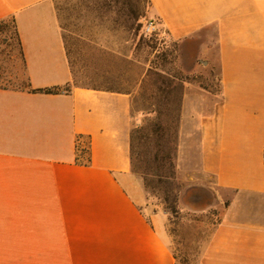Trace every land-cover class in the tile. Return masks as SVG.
<instances>
[{
	"label": "crops",
	"instance_id": "0c3cea01",
	"mask_svg": "<svg viewBox=\"0 0 264 264\" xmlns=\"http://www.w3.org/2000/svg\"><path fill=\"white\" fill-rule=\"evenodd\" d=\"M174 41L215 27L218 91L188 83L199 171L233 191L201 264H264V0H148ZM30 89L72 84L54 0H0ZM197 65L188 68L195 72ZM130 94L0 89V264H176L130 170ZM86 149L90 162L81 150Z\"/></svg>",
	"mask_w": 264,
	"mask_h": 264
},
{
	"label": "rangeland",
	"instance_id": "374dc122",
	"mask_svg": "<svg viewBox=\"0 0 264 264\" xmlns=\"http://www.w3.org/2000/svg\"><path fill=\"white\" fill-rule=\"evenodd\" d=\"M110 0H54V10L62 26L68 59L73 71L71 85L130 93L131 129L139 130L136 150L140 153L134 175L142 181L154 152V145L166 150L170 141L173 161L171 177L158 179L148 175L144 209L148 214L159 212L166 218V241L176 264H201V257L210 236L220 222L233 191L217 188L213 178L199 171L196 139L188 137V124L182 121L180 107L174 98L138 89V82L147 69L155 67L170 74L181 70L188 83L218 91V72L208 67L215 64L216 32L210 26L177 42L176 51L170 42L165 45L144 35L142 24L148 16V0H118L113 9ZM122 9L116 12V9ZM130 14L126 16L125 11ZM0 76L9 80L7 89H27L24 70L14 27L10 19L1 25ZM160 33L164 31L159 27ZM167 38V34L161 35ZM197 70L188 73V68ZM184 93V90H183ZM158 124V132L145 138L146 129ZM164 134L165 140L155 139ZM166 174L169 173L163 169ZM144 188V187H143ZM174 208V209H172Z\"/></svg>",
	"mask_w": 264,
	"mask_h": 264
},
{
	"label": "trees",
	"instance_id": "16d2710c",
	"mask_svg": "<svg viewBox=\"0 0 264 264\" xmlns=\"http://www.w3.org/2000/svg\"><path fill=\"white\" fill-rule=\"evenodd\" d=\"M118 0H110V3H107L106 6H109L110 8L112 7L111 5H115ZM114 7V6H113ZM113 7L111 9H113ZM116 12H121L122 9H116ZM129 12V10L125 11V15L129 16L130 14L126 13ZM8 19L13 24L15 35L17 37V43L20 49V55L21 59L23 61V54H22V49L20 46L19 38L17 35V32L15 30V25H14V18L10 17L7 19H2L0 20V33H2L1 25L4 24ZM166 33V32H165ZM167 34V33H166ZM168 36V35H167ZM153 39L156 41H159L163 45H165L167 42H170L172 47H173V53L176 51L177 47V41L172 40L171 38H162L160 39L157 35H152ZM9 82V80H6L5 78H2L0 76V89H7L5 87V83ZM187 82V76H184V74L181 72V70H176L175 74H170L166 72L163 69H157L155 67H150L147 69L146 73L144 76L139 80L138 82V89L139 90H144L145 92H149L150 96H153L154 94H159L163 96L165 101L168 103L172 101L171 99L174 98L177 105L180 107L181 101H182V96H183V90H184V83ZM71 84L69 85H64V86H55L52 88H38V89H30V85L28 83L27 89L33 91V92H41V93H47V94H57L61 92H68L70 91ZM108 91H116V92H124L120 90H112V89H105ZM130 94L129 92H125ZM131 106H130V114H131ZM157 127L160 130V126L158 124H151L150 128L146 129V134L144 135L146 139H150V137H154V134L158 132ZM139 130L131 129L130 128V133H129V159H130V170L134 174L136 171V161L139 160L138 156L140 155L139 152H137L136 144L137 140H141V136L139 135ZM159 136V134L157 135ZM156 141H162L165 140L164 134L159 136L158 138L155 139ZM170 144V141L167 139V141H164V146H166V150H164L162 147L158 145H154L156 148H154V152L151 155V162L150 165L148 166V169L146 172H142L141 178H142V184L144 189L149 188V181L147 176L152 175L154 177H157L160 179L163 174L165 176L171 177L173 173V161H172V154L170 151V148L168 145ZM86 152L88 151L84 148L81 150V155L85 156ZM263 161H264V149H263ZM90 162V155L88 153V156L86 157V161L84 162L85 164H88ZM163 169H166L169 173L163 172ZM174 209V208H172Z\"/></svg>",
	"mask_w": 264,
	"mask_h": 264
},
{
	"label": "built area",
	"instance_id": "2783aa9c",
	"mask_svg": "<svg viewBox=\"0 0 264 264\" xmlns=\"http://www.w3.org/2000/svg\"><path fill=\"white\" fill-rule=\"evenodd\" d=\"M141 28L144 35H157L160 38L164 35V32L160 33L158 22L154 19L144 20Z\"/></svg>",
	"mask_w": 264,
	"mask_h": 264
}]
</instances>
